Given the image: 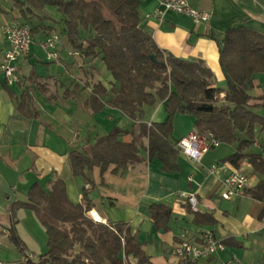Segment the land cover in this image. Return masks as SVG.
Segmentation results:
<instances>
[{
  "label": "crops",
  "instance_id": "crops-1",
  "mask_svg": "<svg viewBox=\"0 0 264 264\" xmlns=\"http://www.w3.org/2000/svg\"><path fill=\"white\" fill-rule=\"evenodd\" d=\"M190 4L209 11L210 20L194 23L185 15L168 14L158 22L146 17L155 10L158 0H140L141 23L149 29L164 54L188 61L202 60L213 74L214 85L223 90L219 95L223 100L227 81L218 60V43L228 29L237 26L264 35V0H190ZM25 21L37 30L33 33L35 43L31 44L29 54L17 60L19 81L8 83L0 73V230L3 232L0 236L6 237L11 206L17 201H26L34 183L49 191L60 178L65 182L68 199L74 204L81 202L82 187L89 191L91 209L87 215L93 220H96L91 215L94 211L98 216L96 221L125 224L152 264H264V223L260 220L264 195L254 198L250 192L264 177L253 172L249 158L240 165L249 176L246 190L230 199L221 197L222 180L237 168L226 158L237 150L239 141L246 137L244 133H237L233 143L220 142L210 148L199 162L192 161L175 146L177 172L163 171L159 161L148 160L145 150H141L144 160L131 165L123 175L113 174L111 166L105 172L94 167L86 170L83 178L73 177L68 161L70 152L93 144L114 127L130 130L134 121L107 104L114 81L100 57L67 54L66 57L60 55L57 62L47 60L36 42L45 37L48 30L57 35L61 30L65 36L63 16L56 7L34 9L25 16L13 5V0H0V62L7 48L2 26ZM59 45L62 50L70 47L65 38ZM96 82L103 83L107 94L102 96L103 109L92 112L87 102ZM249 92L255 96L264 94V73L253 74ZM24 95L29 99L30 116L18 109ZM254 111L264 116L262 107ZM165 116L162 102L144 107L145 123L161 122ZM187 116L190 117L189 128L174 136L175 139L196 131L193 117ZM121 139L130 141L132 136L125 134ZM142 144L146 146L145 138ZM263 146L264 131L256 127L254 137L242 146V152L264 157ZM211 165H216L214 173L209 172ZM181 191L194 193L197 212L210 215L214 223L197 224L195 212L184 199L177 197ZM153 203H162L171 209L166 230L157 229L150 218L148 207ZM14 217L15 228L27 252L37 253V257L45 254L47 234L35 213L18 208ZM202 228L212 229L222 239L223 249L197 261H186L173 254V247L183 234L196 241ZM19 257L18 262L22 259L21 255ZM128 260L136 264L132 256Z\"/></svg>",
  "mask_w": 264,
  "mask_h": 264
},
{
  "label": "trees",
  "instance_id": "trees-1",
  "mask_svg": "<svg viewBox=\"0 0 264 264\" xmlns=\"http://www.w3.org/2000/svg\"><path fill=\"white\" fill-rule=\"evenodd\" d=\"M13 5L25 16L34 9L56 7L63 16L66 41L84 57H100L111 74L114 83L107 104L134 121L130 130L114 127L93 144L70 152L68 161L73 177L83 178L85 171L94 167L105 172L111 166L113 174L123 175L131 165L144 160L141 150H145L148 160L159 161L163 171L177 172L178 139L173 136L177 114L192 116L197 132H212L220 142L233 143L237 133L243 132L246 137L226 159L239 168L249 158L253 172L264 177V157L242 152V146L254 137L256 127L264 131V116L254 111L257 107L264 111V94L255 96L249 92L253 74L264 73L263 34L237 26L228 29L218 43V60L227 81L224 98L220 100L223 90L214 85L213 74L202 60L179 59L157 47L151 32L141 23L140 0H13ZM105 11L111 16L106 17ZM30 29L33 35L37 27ZM80 29L93 34L82 39ZM49 34L48 30L46 36ZM106 94L102 82L93 83L87 102L92 112L103 109L102 96ZM28 102L24 95L18 109L30 116ZM157 102L163 103L165 119L148 125L143 122L144 107ZM208 105H212L211 110L199 109ZM125 134H131L132 139L122 140ZM143 138L147 140L146 146L142 144ZM250 192L252 197L262 198L264 178ZM18 208L31 209L47 234L48 251L25 264H131L129 256L136 259V264H152L125 224L96 221L87 215L91 200L84 187L81 202L74 204L66 195L62 179H56L49 191L34 183L26 201L11 206L6 235L23 257L27 247L15 228L14 212ZM148 211L157 229L168 228V206L153 203ZM194 221L214 223L210 215L198 212ZM75 246L78 251L72 254Z\"/></svg>",
  "mask_w": 264,
  "mask_h": 264
},
{
  "label": "built area",
  "instance_id": "built-area-1",
  "mask_svg": "<svg viewBox=\"0 0 264 264\" xmlns=\"http://www.w3.org/2000/svg\"><path fill=\"white\" fill-rule=\"evenodd\" d=\"M168 14L185 15L194 23H206L211 17L209 11L193 7L190 4V0H158L155 10L147 14L146 17H153L158 22H161ZM1 31L7 41V48L0 62V73H2L8 83L18 82L17 60L29 54L30 46L35 43V40L30 26L26 23L8 22L2 26ZM36 43L45 52L47 60L51 62L58 61L60 52L59 36L57 34L51 33ZM219 143L220 141L212 132L199 133L195 131L179 138L175 146L189 159L199 162L210 148L219 145ZM215 169L216 165H211L209 172L214 173ZM221 184L224 187L221 197L230 199L232 196L246 190L249 185V176L243 167H239L228 174ZM177 197L184 199L190 209L193 212H197V197L194 193L181 191L177 193ZM260 220L264 223V211L260 216ZM221 249H223L222 239L212 229L202 228L198 232V240L196 241L187 239L185 234H183L181 240L174 245L173 254L186 261H197L209 258ZM37 259L36 255L26 252L20 264Z\"/></svg>",
  "mask_w": 264,
  "mask_h": 264
},
{
  "label": "rangeland",
  "instance_id": "rangeland-1",
  "mask_svg": "<svg viewBox=\"0 0 264 264\" xmlns=\"http://www.w3.org/2000/svg\"><path fill=\"white\" fill-rule=\"evenodd\" d=\"M105 16L110 17L111 15L108 13V11H105ZM23 23H26L28 25L30 24L27 21H25ZM90 32H91V34H93L92 31L80 29V36L82 38H87L89 36ZM55 33H57V32H55ZM58 33H59L58 35H60L59 42H61V40H64L65 36H63L61 30H58ZM59 52H60V55H62L64 57H66L67 54L70 55L71 57H77V56H80V54H81L78 50L74 49L72 45H70V47L66 48L65 50H62L61 46L59 45ZM75 52H76V54H75ZM60 59L61 58H59L58 61ZM55 62H57V61H55ZM81 79L83 80V77ZM189 120H190V117L187 115H184V114H180V115L176 116L175 121H174V126H175L174 136L175 137H177L176 135H179L181 132H183L189 128V125H190ZM77 251H78V246H75L74 250L72 251V254H75ZM34 255L37 256L38 254L36 253ZM19 256H20L19 252L17 251L16 247L9 241L7 235H6V237L0 236V264H20V262H18V259L20 258ZM20 261H21V259H20Z\"/></svg>",
  "mask_w": 264,
  "mask_h": 264
},
{
  "label": "water",
  "instance_id": "water-1",
  "mask_svg": "<svg viewBox=\"0 0 264 264\" xmlns=\"http://www.w3.org/2000/svg\"><path fill=\"white\" fill-rule=\"evenodd\" d=\"M200 110H211L212 109V105H208V106H200L199 107ZM49 264V263H48Z\"/></svg>",
  "mask_w": 264,
  "mask_h": 264
},
{
  "label": "bare ground",
  "instance_id": "bare-ground-1",
  "mask_svg": "<svg viewBox=\"0 0 264 264\" xmlns=\"http://www.w3.org/2000/svg\"><path fill=\"white\" fill-rule=\"evenodd\" d=\"M91 215L96 219V220H98V216L96 215V213L93 211V212H91Z\"/></svg>",
  "mask_w": 264,
  "mask_h": 264
}]
</instances>
